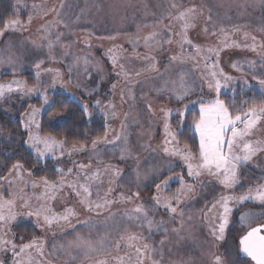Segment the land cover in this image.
Wrapping results in <instances>:
<instances>
[{"label":"rangeland","instance_id":"rangeland-1","mask_svg":"<svg viewBox=\"0 0 264 264\" xmlns=\"http://www.w3.org/2000/svg\"><path fill=\"white\" fill-rule=\"evenodd\" d=\"M15 1L17 7L13 19H19L26 30L9 31L5 36L0 37V61H2L0 62V85H8L16 80L27 88L39 87L41 92L47 89L50 100H53V96L56 95L67 96L80 106L83 104L90 106L89 111L92 116L87 117L89 122L104 124L101 110L91 107L100 100L101 108H107L109 116L112 113L116 114L114 118L108 120L109 128L112 130L109 139L114 138L116 132L120 131L121 122L125 120V114H127L128 146L131 155L121 161L117 150L115 154L101 155L98 162L97 159H89L87 152H74L69 155L73 146L63 145L64 154L61 156L58 151L56 153L58 159L48 157L37 162L31 150L27 149L23 143L28 137L20 125V118L22 115L27 118L26 113L30 108H40V97L32 95L21 98L13 93L6 99L0 100V177L16 180L11 188L6 181L3 182V189L0 190L30 197L32 205L38 206L45 203L35 199L44 193L42 178H47L49 183L60 180L61 177L56 172L57 168L67 173V169H75L77 164H84L90 165L84 170L89 174L107 167L118 168L122 173L121 177L117 178L111 172H102L101 179L91 183L92 195L89 199L93 202L103 201L109 188L112 189L107 196V199L112 201L108 207L98 212H89L79 202L80 198L70 188L64 187L55 193V199L47 201L46 206L51 207L52 212L57 215L63 214L65 209H70L74 213L70 222L54 223L51 227L43 228L28 226L27 222L30 221L19 226L14 223L7 238L11 241L15 231L20 234V237L22 235L43 237L44 251H47L46 258L51 264H98L100 260H106L108 264H116L119 257L125 258V264H134L135 246L127 247L126 242V237L133 234L148 237L146 242L149 246L158 250L154 259L161 261V264H210V252L224 256L226 251L228 253L225 257L226 264H252L249 258L238 255L237 242L239 243L240 236L246 234L250 227L264 224V220L254 219L248 228L242 229L239 217L243 213L256 215L264 213V207L246 203L234 210L230 228L223 242L213 241L210 235L212 225L209 222L212 213H206V208L211 207L214 197L225 193L240 195L248 186L254 185L260 176V168H264V151L257 153L247 165L249 171L245 172L244 177L241 178V184L244 187L238 186L235 190H225L219 185L213 187L207 184L201 190L198 182L188 181L195 185L194 191L177 207L174 219L170 218L163 208L153 210L152 196L171 197L180 187L179 183L173 179L166 191L156 192L157 183L181 172V162L178 158L166 156L163 152L164 112L161 109H172L175 113L177 109H183L184 104L189 103L190 100L211 101L217 98L215 90L209 91L207 81L204 79L209 71L204 68V60L199 59L196 52L187 45L181 51L182 22L176 21L174 17L182 11L193 9L189 20L192 27L187 31V38L192 45L201 49L209 47L221 49L215 71L232 77V81L229 82L228 88L221 89L220 99L224 96L233 97L237 92H252L262 96L260 85L253 79V74L264 78V47H262L264 45V5L261 4V0H21L27 6L25 8H20L17 0ZM173 4L176 7H171ZM29 16L32 17L30 24ZM57 20L60 23H56ZM45 25L50 26L51 40L55 41L57 36L60 37L59 43L55 44L51 53L46 47L36 48V45L47 44V40H42V36L45 35ZM154 31L162 33L166 42L162 48L157 45L149 52L143 46L142 38ZM252 37H255L256 51H252L249 47L253 44ZM137 39L140 40V45L136 52H133L130 41ZM169 39L170 43L167 42ZM234 45H240V47ZM50 55L55 57V62L50 59ZM110 55L119 57L116 69L113 68L109 59ZM137 55L141 58L137 59ZM145 55L153 57L158 72L146 70L148 61L143 59ZM204 55L207 53L205 52ZM173 56L182 59H178L168 74L161 78L160 74L164 72L170 57ZM190 56L194 59H188ZM85 57L88 58L87 72L83 63ZM75 58H80L81 62L79 68L73 69L70 78L69 66L74 64ZM37 59L45 61L39 69L41 73H44L41 76L42 83L39 85L34 79L37 70L33 65ZM197 59H199L198 64ZM9 60L12 61L14 68L8 63ZM250 62H255V66H251ZM233 64H238L239 67L234 68ZM119 65L123 66L129 79L116 75ZM181 68L190 70L188 84L193 92L183 103L177 104L171 100L170 92L157 95L156 90L164 86L165 80H168V89L172 88L173 80L177 81L178 86V77L175 73ZM48 69L52 71L47 72ZM57 72L58 77H56ZM137 72L140 73L139 76L136 75ZM54 77H56L55 86L52 83ZM70 79L71 82H69ZM219 79L223 84V78L219 77ZM244 81H248L251 87L242 88ZM113 84H116L115 90L112 89ZM130 85H134L131 93L125 91L122 99V90ZM85 91L93 94L87 95ZM72 97L76 99L73 100ZM149 102L152 113L148 112ZM109 104L113 107L108 108ZM195 107H198L199 112L198 105L189 104L185 115ZM48 111L44 110L38 114L37 120L40 121V126L42 118ZM63 118L64 116H56L53 120L49 117L45 124L49 129H54ZM177 119L175 115L169 118L173 129L176 127ZM32 131L41 140L50 138L41 135L40 128L37 130L35 126ZM245 140L264 145V118L256 124ZM86 147L90 148L91 145ZM180 147L183 148V146ZM11 160L23 165L21 179L16 177L15 172L11 175L9 170L4 172ZM137 167L140 171L139 180L134 171ZM241 171L244 170L241 169ZM184 175L188 180L186 170ZM65 178L77 179L76 172ZM199 179L207 181L210 178L201 176ZM25 181L28 182L26 187ZM32 181L40 184V187L33 188ZM84 182L81 176L80 183ZM21 189L23 192L20 191ZM137 192L139 196H134L133 194ZM4 198L9 199L7 194ZM172 203L176 206L175 201ZM20 204L21 201L17 199L15 207L17 213L26 211L20 207ZM139 205H143L149 211V217L156 223L164 221L159 231L155 230L154 224V230L150 236L146 228L142 229L125 218V212H130ZM180 211H183V217L179 215ZM205 214L209 219H205ZM109 217L111 219H108ZM181 220H183L184 228L178 237L172 229H180ZM84 221H90L92 226H84ZM164 229H167V234ZM77 236L85 240L90 239L97 244L101 237H104V251L92 254L91 259L85 258L82 250L73 244ZM161 240L165 241L163 245L160 244ZM117 245H120L119 249ZM137 246L142 247V245ZM32 251L35 252V250ZM0 253L6 255L8 252ZM144 264H151V262L145 258Z\"/></svg>","mask_w":264,"mask_h":264},{"label":"snow or ice","instance_id":"snow-or-ice-1","mask_svg":"<svg viewBox=\"0 0 264 264\" xmlns=\"http://www.w3.org/2000/svg\"><path fill=\"white\" fill-rule=\"evenodd\" d=\"M17 4L20 8L27 7L24 5L21 0H17ZM261 4L264 5V0H261ZM14 8L16 5L13 6ZM36 7V6H33ZM171 7H176L175 4ZM193 9H188L186 11L180 12L179 15L174 17L181 24V51H183L184 46L187 45L192 48L199 59L204 60V68L208 71V75L204 77L207 81V86L209 91L213 89L217 93V98L211 101H205L203 99L199 100H190L189 103H185L183 109H177L173 113L172 109H161L164 112V147L163 152L166 156L178 158L181 162V172L176 173L175 176H170L168 179L163 180L161 183L155 185L156 192L160 193L162 190L166 191L170 182L175 179L180 187L171 197H163L160 195H153L152 200L154 201L153 210L163 208L165 212L169 215L170 218L174 219V216L177 214V207L182 203L184 199L189 197V194L194 191L195 185L189 183L188 181L198 182L201 190L205 188L207 184H211L213 187L219 185L222 189L225 190H235L238 186L244 187L241 184V178L244 177V173L249 171L247 165L252 161L253 157L257 153L264 151V145L254 144L245 140V137L250 135L252 129L256 124L264 118V103L259 107H251L247 110L243 108L232 109L229 105L225 103L224 100L219 98V94L222 88H228L229 82L232 81V77L223 75L222 72H216L215 69L218 67L219 55L221 49L219 48H207L201 49L198 46L192 45L191 41L187 38V31L192 27L189 20L191 19ZM32 17L29 16L28 21L31 23ZM211 19V17H209ZM56 23H60L59 20ZM139 29V26H138ZM24 31L26 27L21 25L19 19L7 20L3 23V27L0 28V37L5 36L9 31ZM223 31V29H221ZM207 34V29H205ZM169 33V37H170ZM50 26L45 25V35L42 36V40H47V44L36 45L38 49H44L45 47L51 53L52 48L55 44L59 43L60 37L57 36L56 40L53 41L50 38ZM113 39L114 37H108ZM247 38V34H245ZM143 46L151 52L157 45L160 48L163 47L166 42L163 39V34L160 32H152L149 36L143 37ZM253 44L249 46L252 51H256L255 37H252ZM168 43L171 42L169 39ZM133 52H136L137 48L140 45V40L130 41ZM235 47H240V45H234ZM264 47V45H262ZM207 55H204V53ZM67 55V53H65ZM215 57V60H213ZM137 59L141 57L137 55ZM50 59L55 62V57L50 55ZM109 59L112 62L113 68L118 67L119 57L115 55H110ZM145 61H148L146 66L147 71L158 72L156 63L153 60V57L145 55L143 57ZM182 59L177 56L170 57L169 63L165 66L164 72L160 74V77L163 78L169 72V70L174 66V63ZM188 59H194L193 57H188ZM199 59L196 60L197 64ZM2 62V61H0ZM45 61L37 59L34 62V68L37 70L34 76V79L37 82V85L42 83L41 76L44 73H41L39 69ZM81 59L75 58L74 64L69 66V76L74 68H79ZM8 63L12 65V61L9 60ZM83 63L85 65V72H87L88 58H83ZM251 66H255V62H250ZM14 68V65H12ZM234 68H238V64H233ZM51 72V69L46 70ZM15 74V73H14ZM117 76H121L125 79H129L128 73L124 71L123 66L119 65V71L116 72ZM137 76L140 75L139 72L136 73ZM175 75L178 77V86L177 81L173 80L172 88L168 89L167 84L168 80L164 81V86L157 89V95H164L166 92H170V98L177 104L183 103L193 92L192 87L188 84V77L190 75V70L179 69ZM59 76V73H56V77ZM56 77L53 78V86L56 83ZM211 77V78H209ZM219 77H222L224 83L220 82ZM253 79L260 85V92L262 94V99H264V78H259L253 74ZM71 82V79L70 81ZM79 87V85H76ZM134 85H130L128 88L122 90L121 97L124 98V92L127 91L131 93ZM250 88L248 81H244L242 88ZM116 84L112 85V89L115 90ZM235 91V89H233ZM18 94L21 98H28L32 95H38L41 100L40 108H30L29 112L25 116H21L20 125L27 134V140H24L23 143L25 147L31 150L32 155L35 157L36 161H43L48 157L52 159H58L56 153L59 151L61 156L64 154V143L66 141H56L50 138H44L43 140L36 134H33V127L37 130L40 128V121L37 120V116L41 111L52 110L55 104L54 100H50L48 96V91L45 89L44 92L39 90V87L36 88H27L20 81L14 80L8 85H0V100H4L9 97L11 94ZM85 94L92 95L93 93L85 91ZM71 95V94H68ZM75 100V97H72ZM189 104L199 106V117L196 119L193 118L192 125L194 127L195 136L193 138V143L198 140V149L195 153L192 151V148L189 145L188 141L184 142V147H180V141L178 139L180 135V129L186 120L185 112L189 108ZM255 104V102H253ZM92 108H99L101 114L104 118V135L103 137L97 136L91 140V147H86L87 134H85V143H80L77 148L75 144L73 148L69 151V155L74 152L89 153V159H97L99 162V157L105 153L115 154L118 150L120 153L119 159L121 161L126 160L130 155L131 151L128 146L129 144V133L127 125V114H125V120L121 122L120 131L116 132L114 138L109 139L110 132L112 131L109 128L108 120L115 117V113H112L111 116L107 113V108H101V101L97 100L94 105H91ZM108 108L113 107L111 104L107 106ZM90 106L88 104L81 105V111L85 117L91 118L92 113L89 111ZM148 112L152 113L151 103L148 104ZM50 116L54 120L56 116L61 113L51 111ZM175 115L178 117L176 120V127L173 129L169 118ZM42 145V147H41ZM239 150V151H237ZM259 167V165H256ZM90 167V165L77 164L76 168L67 169V173L61 168H57L56 172L61 177L60 180L49 183L47 178H42V185L44 187V193L40 196L35 197L36 200L44 201L38 206H33L31 203L30 197L23 195L18 196L16 193L7 192L6 190H0V252L11 251V260L12 264H41L39 260L35 257L42 256L44 247L43 242L37 239H32L28 243H21L19 247L15 243H12L8 238L9 231L12 230L13 224L16 223L17 226L23 224L27 221L33 222V227L43 228L45 226L51 227L54 223L59 224L61 222H70L71 217L74 213L70 209H65L63 214H54L51 207L46 206L47 201L55 199V193L58 190H62L64 187L70 188L72 192L79 197V202L83 204L87 211H99L100 209L106 208L112 203L107 199L108 194L111 193L112 189L109 188L108 192L105 194L103 201L97 200L93 202L89 197L92 195L91 183L101 179V173L111 172L114 177H121V170L115 167H107L103 170L97 169L95 172L86 173L84 170ZM243 169L244 171H241ZM170 171L172 168L170 167ZM186 170V175L188 180L185 179L184 172ZM76 172L77 179L69 180L66 179V176H71L73 172ZM136 172L137 180L140 179L139 167L134 169ZM15 172L18 179L22 178L23 175V165L19 162L14 163L9 169V174ZM31 175V173H29ZM83 176L84 183H80V177ZM201 176H207L210 179L207 181L200 180ZM7 183L8 187L11 188L15 185L16 180L9 179L6 177H0V189H3V182ZM27 181H25V187L27 186ZM111 183V180H109ZM33 188L40 187V184H37L35 181L31 182ZM23 192V189L20 190ZM8 195L9 199H5V195ZM134 196H139V193H134ZM21 201L20 207L26 209L17 213L15 211L16 200ZM123 199V197H122ZM173 201H175L176 206H173ZM246 203L259 204L264 207V168H260V176L255 181L254 185L248 186L242 194H221L218 197H214L211 203L210 208H206V213H212L211 219L209 222L212 227L210 230V235L213 241L223 242L226 239V233L230 228L231 218L234 215V210L238 209L241 206H244ZM125 218L130 222L137 224L139 227L146 228L149 236L154 230L159 231L164 224V221L156 223L153 219L149 217V211L143 206L139 205L132 209L130 212H125ZM179 215L183 217V211L179 212ZM108 219H111L109 217ZM205 219H209L207 214H205ZM254 219L264 220V213L261 214H252V213H243L239 217V223L241 228H248L251 222ZM84 226L91 227L92 224L90 221H84ZM184 228L183 220H181L180 229H172L174 233L180 237V234ZM167 234V229H164ZM13 239H15V234L13 232ZM24 238L21 237V240ZM148 237L143 235H128L126 237L127 247L135 246L134 252V264H144L145 258H147L151 264H161V261L154 259L157 249L155 247H150L146 242ZM104 237H101L99 244L93 242L92 240H85L77 236L73 242L74 246L81 249L85 258H92V254L99 253L104 251ZM165 241L161 240L160 244L163 245ZM137 245H142L137 246ZM120 245H117L119 249ZM30 250H35V256L30 253ZM228 253L225 252L224 256L216 255L214 252L209 253L210 264H226V259ZM238 255H243L250 259L252 264H264V224H260L256 227H250V230L246 234H242L239 238L238 243ZM0 264H5L4 261H0ZM98 264H108L106 260L98 261ZM116 264H125V258L119 257L116 260Z\"/></svg>","mask_w":264,"mask_h":264},{"label":"trees","instance_id":"trees-1","mask_svg":"<svg viewBox=\"0 0 264 264\" xmlns=\"http://www.w3.org/2000/svg\"><path fill=\"white\" fill-rule=\"evenodd\" d=\"M16 5L15 0H0V28L3 27V23L7 20H11L16 15ZM227 105L232 109L243 108L247 110L253 106L259 107L264 103V99L258 93H239L237 92L235 96H224L221 97ZM55 104L52 110H49L44 117L42 118L40 126V134L43 136H49L50 138L56 141H66L65 146L72 147L74 144L76 147H79L80 143H85V134H87L86 146L91 145V140L97 136L103 137L104 128L102 123H91L85 117L81 111V106L76 102L69 99L67 96L56 95L53 96ZM255 102V104H253ZM61 113L58 116H64L62 122L58 124L54 129H49L46 126V120L51 117V111ZM198 119L199 112L198 107L189 110L186 114V120L182 125L180 135L178 137L180 141V146L184 147V142L188 141L192 151L198 149V141L196 140L193 143V138L195 136L194 127L192 125L193 118ZM12 160L9 161L7 167H5L4 172L10 169L14 164ZM238 245V242H237Z\"/></svg>","mask_w":264,"mask_h":264},{"label":"crops","instance_id":"crops-1","mask_svg":"<svg viewBox=\"0 0 264 264\" xmlns=\"http://www.w3.org/2000/svg\"><path fill=\"white\" fill-rule=\"evenodd\" d=\"M27 223L29 224L28 226H33V222L30 221V222H27ZM19 235L20 234L17 231H15V239H13V235L11 236L12 237L11 242L15 243L17 245V247H19V245L21 243H28L34 238L39 240V241H42L43 245H44V240L45 239L43 237H41V236L36 238L34 236H31V235L30 236H28V235L25 236V235L21 234L22 237L24 238L23 240H21V237ZM30 253L35 256V252L34 251L30 250ZM46 255H47V251H43V255L42 256H37L35 258L37 260H39L41 262V264H51L50 261L46 258ZM0 261H4L5 264H12L11 251L9 250L8 253H6V255L0 253Z\"/></svg>","mask_w":264,"mask_h":264}]
</instances>
